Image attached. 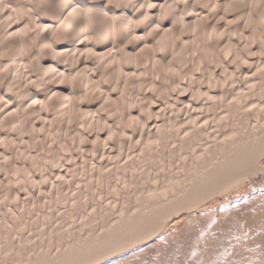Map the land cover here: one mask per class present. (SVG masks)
Here are the masks:
<instances>
[{
  "label": "bare ground",
  "instance_id": "bare-ground-1",
  "mask_svg": "<svg viewBox=\"0 0 264 264\" xmlns=\"http://www.w3.org/2000/svg\"><path fill=\"white\" fill-rule=\"evenodd\" d=\"M25 7L32 15L29 33L39 34L42 40L38 50H33L34 68L46 79L41 95L36 91L37 81L26 72L30 50L23 40L28 26L22 15ZM36 7L43 19L35 15L28 0H0V55L6 62L10 51L5 46L17 47L21 52L17 62L22 66L11 65L7 75L21 100L12 105L4 99L5 93L0 94V122L17 125L24 154L28 145L23 140V115L14 110L26 112L30 137L35 133L49 136L52 120L45 112L51 110L65 124L64 141L70 139L73 144L63 141L67 144L59 147L49 139L47 156L51 164L55 161V171L37 168L34 159L27 161L29 156L23 155L26 162L19 168L0 147L5 173L0 175V203L20 205L25 212L37 183V189H58L72 169L86 172V167L92 178L99 174L94 168L96 154L98 166H125L131 157L124 150L131 146L134 161L146 168L158 156L162 142L175 150L198 141L197 155L192 156L199 163L195 157L218 146L207 130L210 118L229 122L241 116L226 135V157L210 166H195V176L188 183L180 179L166 189L169 192H155L152 200L162 198L163 206L171 208L166 220L158 221L151 233L118 243L111 253L119 254L168 231L179 221L181 207L193 210L202 199L220 196L264 173V97L259 88L264 78V0H117L115 7L109 0H38ZM57 40L64 45H57ZM252 92H257L258 100L250 98ZM224 95L229 98L222 104ZM75 99L83 103L77 110L83 122L71 130L68 123ZM25 102L30 103L21 105ZM212 109H217L215 114ZM115 148L120 155L112 153ZM121 155L123 161L118 160ZM10 168L20 175L18 184L7 177ZM81 182L77 180L79 186ZM181 184L183 189H179ZM79 186L69 187L66 197H75ZM178 197L188 202L182 206ZM108 255L102 253L99 259Z\"/></svg>",
  "mask_w": 264,
  "mask_h": 264
},
{
  "label": "rangeland",
  "instance_id": "rangeland-1",
  "mask_svg": "<svg viewBox=\"0 0 264 264\" xmlns=\"http://www.w3.org/2000/svg\"><path fill=\"white\" fill-rule=\"evenodd\" d=\"M28 1L32 3L35 15L43 19L42 11L36 7L38 0ZM116 2L117 0H109V5L115 7ZM25 9L27 10H23L22 15L27 19L25 20L28 26L25 28L23 40L24 45H27L26 48L30 50L29 57H26L28 60L26 72L37 81L39 88H36V91L41 95L47 87L46 79L34 68L33 50H38L42 40L39 34L29 33L31 26L29 20L32 15L29 7ZM55 43L64 45V42L58 40ZM5 50L10 52L6 56V62L0 55V60L3 61L0 66V94L5 93L4 99L7 102L11 100L14 105L13 102L21 99L15 94L17 87L10 86L7 75L12 68L11 65L15 64V67L19 65L18 68L22 69L21 64L17 62L21 58V52L10 44L5 46ZM98 72H101L100 69ZM260 81L262 85H259L262 89L260 93L264 97V78ZM249 96L254 100L259 99L257 92H252ZM223 98L222 104H225L229 96L224 95ZM29 103L25 102L21 105L28 106ZM75 103L68 123L69 128L67 127L71 130L80 128L83 122L77 113L79 104L83 107V103H79L76 99ZM216 110L212 109V113L215 114ZM14 112L23 115L25 130L23 133L25 142H23L28 146L22 154L21 133L16 129L17 125L9 124L10 128L4 121L0 122V147H4L6 159L15 161L19 166L21 165L19 168H22L24 161L22 155L29 156L26 157L27 161L34 159L37 168L38 165L40 168L47 166L48 170L55 171V161L51 164L53 160L51 161V157L47 156L46 149L50 138L55 140L53 143L56 146L60 145L59 147L67 143L73 144L70 143V139L64 141L65 124L62 126L54 112L48 110L45 113L48 119L52 120L49 136L35 133V136L30 137L27 134L29 124L25 119L26 112L23 113L22 108ZM91 115L92 113L89 114ZM217 119L210 118L207 130L211 131L215 139L220 140H216L218 146H211L210 150L208 147L204 151L205 154L200 155L199 158L195 157V162L199 163L193 162L194 154L197 155L198 141H189L175 150L162 142L157 158H151L152 162L150 160L146 168L134 161L132 153L134 147L131 146L129 149L125 147L129 151H124L128 152L129 158L131 157L128 158L129 162L125 166L117 168L98 166L100 156L96 154L95 160L98 165L94 168L99 174L92 175V178L89 167H86L83 170L86 172H82L79 168L74 171L72 169L73 172L68 174V178L58 189L55 187L50 188L51 190L37 189V183L33 198L25 205L28 208L25 212H21L20 205L8 206L7 203H0V264H264V173L238 188L226 190L220 196L214 195L207 201L202 199L193 210L187 211L181 207L179 209L181 211L178 212L179 221L168 231L153 235L132 250L119 254L111 253L115 246L127 244L141 234L153 232L158 221L166 220L171 208L163 206L162 198L157 201L152 200L155 192L159 194L165 192L170 185L180 179L188 183L195 176V166L202 167L201 164L206 163L210 166L211 163L215 164L222 160L223 155L226 157L225 139L233 127L230 125L234 124L233 121L239 122L242 117L235 115L232 119H228L229 122L226 121L227 119L224 122ZM96 120L94 118L95 122ZM170 125V129L174 130L173 123ZM68 133V136L72 135L71 131ZM112 153L120 155L118 148ZM124 155L118 160L123 161ZM2 160L3 158L0 157V175L5 174L2 170ZM8 174L7 177L9 176L15 184L19 183L20 175L16 170L10 168ZM79 179L82 181L80 186L77 183ZM78 186L75 197H66L69 187L75 190ZM180 188L183 189L182 184ZM177 199L182 206L188 202V198ZM102 253L109 255L100 260L99 255Z\"/></svg>",
  "mask_w": 264,
  "mask_h": 264
}]
</instances>
